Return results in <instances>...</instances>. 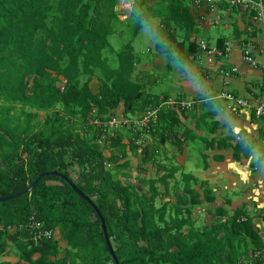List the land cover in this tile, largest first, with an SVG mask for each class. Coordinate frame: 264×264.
<instances>
[{
	"label": "trees",
	"instance_id": "obj_1",
	"mask_svg": "<svg viewBox=\"0 0 264 264\" xmlns=\"http://www.w3.org/2000/svg\"><path fill=\"white\" fill-rule=\"evenodd\" d=\"M53 1L0 0V198L25 192L43 174L57 173L69 179L93 205L54 176L44 177L31 193L0 203V219L10 216L11 224L19 232L13 239L21 253L16 264H49V257L59 255L57 243L50 245L55 238L39 244L31 241L27 224L32 217L55 235L59 230L72 241L74 251H69L68 259L60 264H116L95 208L105 221L110 240L118 243L114 250L119 264H247L255 261L249 253L248 241L260 248L262 240L250 220L242 222L234 216L202 231L192 226L187 233L182 232L187 223L180 222L173 235L156 222V215L163 219V209H156L155 202L169 195L167 181L143 179L140 184L149 185L150 191L140 195L119 178L120 172L131 170L126 161L131 143H125L126 135L118 133L102 145V133L97 128L89 131L84 127L95 100L88 84L80 88L81 63L85 67H103L106 79L100 92L101 107L109 106L114 110L123 103L122 115L127 119L138 118L133 113L143 111L147 104L158 105L160 97L142 91L135 95L127 93L124 85L131 90L137 89V85L122 82L120 72L109 68L102 57L108 36L93 26L92 0H60L59 18L50 26L47 15ZM150 1L162 3L171 21L182 24L186 30L195 25L193 13L182 0ZM223 43L224 40L219 39L217 47L222 48ZM172 44L177 47L174 60L184 65L195 62L199 51L196 43L185 47L173 39ZM63 54L68 56V65L58 69V73L67 85L60 92L56 91V81L46 68H55L53 56L61 58ZM167 69L172 70L171 64ZM139 101L144 102L142 107L135 104ZM40 113L45 114L43 121L39 120ZM173 127L168 118H161L150 131ZM104 148L112 149L110 157H106ZM151 159L147 153L143 163ZM74 167L80 172L77 179L70 172ZM123 178L130 179L127 175ZM183 181L197 196L191 204L200 205L198 195L191 188V182H198L197 179L183 175ZM159 182L165 185L164 192L158 189ZM206 200L212 201L208 196ZM9 253L10 247L0 243V260ZM36 255L40 256L38 260H35ZM256 264H264V259Z\"/></svg>",
	"mask_w": 264,
	"mask_h": 264
},
{
	"label": "rangeland",
	"instance_id": "obj_2",
	"mask_svg": "<svg viewBox=\"0 0 264 264\" xmlns=\"http://www.w3.org/2000/svg\"><path fill=\"white\" fill-rule=\"evenodd\" d=\"M59 1L54 0L52 2V9L47 15V23L50 26L59 18ZM119 1L92 0L91 2L93 6L91 12L93 14V26L95 29L98 28V31L105 34L106 37L108 36V46L102 52V57L111 70L120 72L122 82H130L137 85V89L133 90L124 85L127 93L133 95L139 91L145 94L160 93L158 105L147 104L143 111L133 113V115H136L140 119L148 113L159 109V119L168 118L174 125L172 129L158 128L156 131L149 130L147 132L148 137L142 140L141 146L134 144V141L138 139L136 135L124 133L127 137L125 140L131 143L126 159L130 163L131 170L120 172L119 178L140 195L149 194L150 191L149 185L140 184L143 179L155 181L165 179L170 193L168 196L166 195V197L160 198L155 202L156 209H163L162 220H160L159 215H156L157 225L166 227L174 235L177 233L179 223L184 222L187 225L182 229V232L187 233L192 226L196 228L195 225H205L204 217L206 216L204 211L196 212V208L191 206V200L196 199L197 196L186 188V184L183 181V175L195 171L200 172L204 168L203 148L197 140L201 139L203 143H206L212 139L209 136V132L213 131L214 128L218 130L219 123L215 121L218 115L227 114L232 118H241L243 114L234 115L228 111L227 105L220 98L221 93L225 90H216V94L214 93L212 96L204 95L203 92L199 91L200 89L203 91L204 83L208 84L209 81L214 80L213 70L210 68L211 63L208 61V56L210 55L207 54L211 48L207 49V53L201 52V50L198 51L195 62L184 65L174 60L177 47L175 44H172V41L174 39L176 42L183 43L185 47H188L190 43L197 44L202 39L213 43L214 40L210 38L211 35L206 34V29L200 28L202 24L198 20H202L206 26L207 21L210 23L215 22L216 26H218L219 16H229L228 18L226 17L227 20L225 17L223 19L226 20L225 25L230 26L233 32L237 23L233 22L236 19L232 15L242 16L244 21H247L246 15L240 11H230L228 4L230 0H207L206 5H202L199 8L202 14L198 13L200 10L193 8L194 0H182L183 5L189 7L195 17V25L191 30H186L182 24L177 25L171 21L170 13L164 8L162 3L150 0H135L136 6L132 9V13L129 17L123 18L122 14L127 16L131 12V5L124 2L118 7ZM119 13H122L121 16ZM145 26H149L146 31L151 28L150 34L147 36L145 33L144 35L141 34V30ZM218 29H214L215 34L219 36L223 35L220 30L221 27H218ZM77 39L75 38V41ZM207 45L210 47V44L207 43ZM50 46L51 44L48 45V47ZM214 59L217 62L219 58L216 56ZM171 62H179L180 64L174 63L172 70L168 71L167 67ZM52 64L55 68L49 67L46 68V71L55 79L56 91L63 92L67 82L58 73V69H65L67 67L68 56L63 54L60 58V56L54 55ZM81 68L80 88L88 84L90 94L95 100L92 102L87 122L84 123V127L91 131L96 128L94 125H91V121H104L111 117H120L123 111H125V107L122 103L114 110L109 106L102 108L100 92L106 79L103 67L96 65L85 67L81 63ZM173 71L174 79L169 84V75ZM111 84L112 81L110 82ZM174 100H194V105L191 110L182 109L180 114L175 115L171 110V106L167 105L169 101ZM135 104L138 107H142L144 102L139 101ZM58 109H60V106ZM44 118L45 114L40 113L39 120L43 121ZM245 118L248 121L247 117L243 116V119ZM246 133L240 132L232 139L238 143H244L247 137L243 134ZM163 137L165 138L161 142ZM215 139L218 140L220 138ZM253 140L257 141L256 137ZM104 152L106 157H110L112 149L104 148ZM147 153L152 156V159L145 164L143 163V159ZM110 169H113V167L110 166ZM70 172L74 179L79 177L80 172L76 167L72 168ZM123 175L129 176L130 179L123 178ZM50 184L58 185L55 182H51ZM195 186L200 187L199 191H203L200 182H191L193 192L195 191L196 195L200 197L196 192L198 187L195 188ZM157 187L162 191L165 190L163 183L159 182ZM196 229L198 231L203 230V228ZM17 233H19L18 229L11 224L10 216L0 219V243L10 247V253L2 258L0 263L16 264L20 261L21 253L13 242ZM111 242L114 249H117V241L112 239ZM55 243L59 247V255L49 257V264L64 262L69 257L68 252L74 251L72 241L59 230L56 231L55 239L50 245ZM39 257V255H36L35 260H38Z\"/></svg>",
	"mask_w": 264,
	"mask_h": 264
},
{
	"label": "crops",
	"instance_id": "obj_3",
	"mask_svg": "<svg viewBox=\"0 0 264 264\" xmlns=\"http://www.w3.org/2000/svg\"><path fill=\"white\" fill-rule=\"evenodd\" d=\"M124 2L129 5L136 3L135 0H121L118 7ZM193 8H195L194 3ZM198 13L202 14V11L200 10ZM129 16L130 13L123 18ZM232 16L236 19L233 22L237 23L234 28V30H238L236 33L232 32L230 26L225 25L226 17L229 16H223L226 20L219 16L218 26L215 22L210 23L209 21L206 26L202 20H198L202 24L200 28L206 29V34L211 35L210 38L214 40L212 43L202 39L210 44L211 49L217 48L219 39L224 40L223 47L220 49L225 50L227 45L230 47L226 57L219 58L217 62L213 57L208 58L214 80L209 81L208 84L204 83L203 91L202 89L198 90L207 96L216 94V90H225L247 99L259 101L261 100L260 88L264 76L261 71L251 68L244 62L242 49L245 46L258 47L262 39L261 34L253 28L252 31L242 16ZM147 27L149 26H145L141 30L142 35L150 34L151 28L146 31ZM218 27H221L220 30L223 33L221 36L215 34ZM174 63L178 64L179 62H171L172 67ZM169 76L170 84L174 79V71ZM155 95L160 96V93ZM243 116H246L248 121L246 118L243 119ZM215 121L219 123V126L218 130L214 128L209 132L212 139L206 143H203L201 139L197 140L203 148L204 168L200 172L195 171L187 174L195 177L201 187L202 182L205 183V186L202 187L203 191H199L200 187L198 186V190L196 189L200 195V205H191L196 208V212L204 211L205 225H195V227L211 228L212 225L223 224L234 216H237L242 222L250 220L262 240V247L257 248L248 241L249 253L253 254V259L256 258V255L264 259V121H258L254 116L249 117L246 114H243L241 118H232L227 114L218 115ZM240 132H247L243 134L247 137L244 143H238L232 139ZM255 137L257 141L253 140ZM249 140L251 141L249 142ZM197 187L195 186V188ZM206 196L210 197L212 201L208 202Z\"/></svg>",
	"mask_w": 264,
	"mask_h": 264
},
{
	"label": "built area",
	"instance_id": "obj_4",
	"mask_svg": "<svg viewBox=\"0 0 264 264\" xmlns=\"http://www.w3.org/2000/svg\"><path fill=\"white\" fill-rule=\"evenodd\" d=\"M207 0H194V7L201 8L202 5H206ZM230 11H240L247 14V21L252 25L251 30H256L261 34V42L258 47L245 46L242 49V55L244 62L251 68L259 70L264 76V0H230L228 2ZM131 9L134 8V3H130ZM253 28V29H252ZM199 51L207 53V43L199 41L197 43ZM230 47L227 45L226 49L214 48L210 49L208 57L218 58L226 57V53L229 52ZM201 54V53H199ZM64 90V89H63ZM261 100L247 99L236 95L229 91L221 93L220 98L227 105L228 111L234 115L246 114L249 117L254 116L258 121H264V80L260 88ZM167 105L171 106V110L174 112H180L182 109L191 110L194 105V100H179L169 101ZM160 110L156 109L151 113H148L142 118H125L122 114L120 117H112L108 121H91V125H94L102 134L100 137V144H107L110 137H115L118 133H132L138 137L134 141L137 146L142 145V140L147 138V132L157 124L159 119ZM127 141V142H126ZM125 143H129L125 140ZM27 230L31 241L35 244H39L43 241H49L55 238V233L45 227V224L32 217L28 224ZM256 255L255 261L248 262L247 264H256L257 261H261V258Z\"/></svg>",
	"mask_w": 264,
	"mask_h": 264
},
{
	"label": "water",
	"instance_id": "obj_5",
	"mask_svg": "<svg viewBox=\"0 0 264 264\" xmlns=\"http://www.w3.org/2000/svg\"><path fill=\"white\" fill-rule=\"evenodd\" d=\"M46 176H54V177H58L60 179H62L64 182H66L68 185H70V187L82 198L84 199L85 201H87L90 205H93V203L69 180L67 179L65 176L63 175H59L57 173H50V174H43L41 175L25 192H22V193H19V194H16L14 196H11V197H8V198H0V203H6V202H10V201H13V200H16L22 196H24L25 194H28V193H31L37 186L38 184L40 183V181L46 177ZM95 208V207H94ZM98 216L100 217L101 221H102V225H103V233H104V237H105V240H106V243H107V246H108V249L110 251V254L114 260V262L116 264H119L118 262V259L116 257V254H115V250L112 246V243H111V240L108 236V232H107V228H106V224H105V221L102 219L99 211L97 210V208H95Z\"/></svg>",
	"mask_w": 264,
	"mask_h": 264
}]
</instances>
